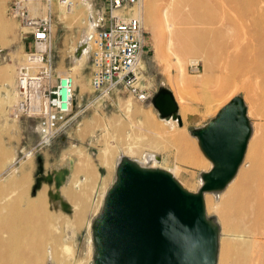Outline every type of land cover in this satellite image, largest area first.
<instances>
[{
    "label": "rangeland",
    "instance_id": "obj_1",
    "mask_svg": "<svg viewBox=\"0 0 264 264\" xmlns=\"http://www.w3.org/2000/svg\"><path fill=\"white\" fill-rule=\"evenodd\" d=\"M11 1L5 0L4 3L5 17L11 22V31L7 36L9 40L0 49V67L9 64L11 68L8 77V90L0 91V140L2 147L6 150L5 158L0 163V184L4 183L7 178L18 175L23 165L28 166V176H30L31 182L22 186L23 193L21 194L24 198L26 196H34L39 188L46 187L45 209L52 217L51 223L44 224L42 229L47 248L50 246V238L55 236L57 239L55 247L58 251H60L59 244L62 241L69 242L71 245L73 244L74 260L80 258L85 264H92L93 245L92 240L91 242L89 241L91 224L98 213L95 212V208L100 204L101 193L106 192L113 181L115 165L118 160L117 154L114 153L110 157L109 165L105 166L106 169L98 163L96 154L107 142L121 147L127 141H135L138 146L140 145V149L129 157L140 163L143 159L142 153L151 150L147 147L151 140L162 142L161 146L156 150L157 155L153 161H155L156 165L163 167V169L164 167L174 168L176 172L174 178L177 182L186 190L196 192L202 184L200 173L207 171L211 166V162L208 160L209 166L207 158L198 146L196 137L192 136L189 131L192 128L202 126L210 120L216 114L214 111L217 103L223 102L232 94V97L240 95L245 103L246 115L251 125V134L248 142L251 139L252 141L250 142H254L251 144L254 147L253 149L262 148L264 150V83L257 77H248L247 69L249 64H243L240 60L234 58L232 60L235 61L229 60L230 62H228V52L230 55V51H233V54L229 56V58H232L238 50L235 45L234 47L233 45L229 46L227 49L223 48V50L213 45H204L196 53L182 55L185 66L183 75L185 82L179 83V81L176 82L178 77L174 56L167 52L166 40L161 38L160 29L158 27L154 29L146 25L144 20H142L146 47L142 56L143 66L139 70L140 85L149 91L150 97L144 102L136 101L126 89L121 87L115 88L105 97L93 92L89 85V51H86L78 64L79 71L76 72V70L72 69L73 50L85 34V30L87 31L89 24L92 23L93 25L102 16L104 0H91L89 5L86 2L78 4L71 25L59 20L63 10L58 3L53 2L50 6L53 67L60 75L70 74L74 77L76 85L74 112L78 114L75 120L67 126V129L53 139L49 145L34 148L38 137L37 131H35L36 120L33 118L11 120L7 118L6 114L8 107L15 100L14 83L17 67L22 61L24 53L31 48L30 35L27 33L22 34L19 20L8 14V7ZM157 1L159 5H163L166 0ZM37 3L42 9V12L38 15L46 14L47 5L43 2ZM200 13L203 14L205 19L212 18L214 20L233 15L232 10L226 4L222 6L219 2L202 5ZM189 25L195 28L202 26L197 21L195 23L190 22ZM152 32L159 34L154 38ZM156 45L160 46L164 51L161 59L154 54ZM180 46V43H175L174 49ZM252 54L253 52H246V56H251ZM190 57L199 62V71L197 73H192L188 69L190 63L188 59ZM77 78H81L84 83L83 91H80V87L76 83ZM178 85H180V89ZM161 88L173 91L175 98H178H176V101L178 106H180V125L177 120L170 121L161 118L155 108L152 111L145 109L151 105V98ZM246 89H249L252 93V101L246 97ZM8 97H12L11 103L6 104L4 101ZM127 103L130 104L132 109H138V111L135 110L131 114L127 113L125 111ZM252 105L256 111H250ZM181 106L184 107L185 115H181ZM140 115H146L153 126L162 131V137H158L152 131L143 127L140 122ZM101 116L105 117L104 120ZM86 122H90L91 128H85ZM182 126L185 128L184 137L192 152L183 150L174 140V133L180 132V127ZM164 140L169 141V144L163 143ZM77 153H81L84 158L88 156L92 160L98 171V177L82 200L83 211L74 216L73 204H75L76 198L70 196L68 184ZM245 153L238 167V170L240 167L249 168L247 169V171L249 170L247 172L249 181L245 185L246 188L242 200L236 201L228 209L221 206L225 201L228 188L231 186L230 183L235 179L238 170L234 178L223 190L204 193L206 215L218 226L219 246L216 264H218L219 253L221 254L224 250L222 246L226 243L238 244L239 241L236 238L240 232V235L243 234L242 236H244L246 234L247 236L248 241L246 243L247 247H249L248 253L253 256L252 262L256 261V264H264V155L259 159L251 156V158L253 157L251 159L249 157L245 158ZM193 160L198 165L191 163ZM257 164L258 166H256ZM83 178L84 174L78 172L75 182L79 183L84 180ZM76 183L73 184L72 192L79 189ZM99 207L101 206L99 205ZM246 236L244 237L246 238ZM225 253L229 254L230 264H237L239 255L236 252L232 250L226 252L224 250L222 254Z\"/></svg>",
    "mask_w": 264,
    "mask_h": 264
},
{
    "label": "bare ground",
    "instance_id": "obj_2",
    "mask_svg": "<svg viewBox=\"0 0 264 264\" xmlns=\"http://www.w3.org/2000/svg\"><path fill=\"white\" fill-rule=\"evenodd\" d=\"M90 1L91 0H66L65 3L54 1V3H58L60 8L63 10V13L59 16V20L71 25L73 22L72 18H74L76 14V6L83 2H86V4L89 5ZM141 2L142 4L140 3L139 6L129 9L126 12V16H138L140 19L144 20L146 25H149L154 29L156 27L160 29V34L162 35L161 38L166 40L165 45L167 52L174 56V64L178 77L176 82H185V79L183 78L185 66L183 64L184 58H182V55L196 53L200 51L204 45H213L220 50H223V48L227 49L232 45L234 47L235 45V48L238 50L235 53V56L233 55L234 57L232 56V58H229V56L233 54V51H230V55L228 52V62L234 58L236 60H240L243 64H249L247 69L248 77H257L264 83V0H166L163 5H159L157 0H143ZM214 2H219V4L222 6L226 4L232 10L233 15L217 20L212 18L205 19L203 14L200 13L202 5H207ZM4 3L5 0H0V49L8 42L9 39L7 36L11 31V22L5 17ZM28 9L31 15H38L42 12V9L37 2L30 3ZM195 20L197 23L202 24V26L204 25V27L200 26L195 28L190 26L189 23H195ZM218 22L220 23L218 24ZM92 30L93 27L91 23L89 24L87 31L85 30L83 37L80 40L78 39L79 41L73 50L74 57L72 69L76 70V72L79 71L78 64L84 57L89 45L86 36L90 34ZM152 34L155 38L159 33L152 32ZM175 43H180L181 46L174 49ZM246 52H253V54L251 56H246ZM154 54L157 58L161 59L164 55V51L160 46L156 45L154 48ZM226 58L225 61L227 60ZM188 61L193 62L196 61V59L190 57ZM142 66L143 63L141 61L139 63V67L141 68ZM10 69L11 68L9 64L0 67V91L8 90L7 85L9 82V72H11ZM76 80L77 85L80 87V91H83L85 86L82 79L77 78ZM179 86L180 85H178V88ZM169 91L177 104L176 100L178 98H175L173 91ZM231 97L232 94L223 102L217 103V107L215 108L214 112H217L221 106L230 100ZM246 97L252 101V93L249 91V89H246ZM11 98L12 97H8L4 102L6 104L11 103ZM177 107V113L180 114V106H178V104ZM135 110L138 111V109H132L128 103L125 105V111L127 113L131 114L132 112H135ZM181 111V115H185L183 106H181ZM250 111H256L253 105L251 106ZM104 118L102 117L103 120ZM163 119L175 121L176 113ZM140 122L142 123L143 127L149 129L158 137H162V131H160L156 126H153L146 115H142L140 117ZM85 128H91L90 122L85 123ZM184 132L185 128H183V126L180 127V132H177L176 134L174 133V140L180 148L190 152L191 150L189 149L187 140L184 137ZM250 141L252 140L250 139ZM164 142L169 144V141L164 140L163 143ZM249 142L248 147L246 146L247 148L245 158H251V156H254L255 159H259L263 157L262 155H264V150H262V148L253 149L254 147H252L251 144L254 142ZM161 144L162 142L160 141L151 140L147 146L151 150L143 152V159L141 163L138 161L137 162L142 166L154 168L158 167L163 169V167L156 165L155 161H153L157 155L156 150H158ZM139 146L135 141L132 140L125 142L121 147H119L117 144L107 142L96 154V159L98 163L105 168V166L107 167L109 165L110 157L114 153L117 154V159L121 155L130 156L131 154L137 153L139 151ZM5 155L6 150L2 147V142L0 140V163H2ZM191 163L198 165L196 161L194 162V160L191 161ZM208 165L210 166L209 161ZM256 166H258V164ZM27 168L28 166L22 165L18 175H11L12 177L7 178L4 183L1 182L2 184H0V264H85V262L80 258L78 260L73 259V244L71 245L69 242H63L61 239L62 243H58L60 246V251H58L55 247L57 239L54 236L49 240L50 246L48 248L46 247L47 245L42 235V229L43 225L49 223L52 219L45 209L46 187L43 186L39 188L34 196H26L24 198V196L21 194L23 193L22 186L24 184L31 183ZM247 169L243 167L239 168L235 179H233V181L230 183L231 186L228 188L225 201L221 205L223 206L222 208L228 209L229 207H232L233 203L243 199L246 188L245 185L249 181L247 173L249 170L247 171ZM251 169L253 170L252 167ZM164 170H167L173 175V177H175L176 172L174 168L169 169L164 167ZM78 172H82L84 174V180L76 183L75 181L77 179ZM97 177L98 171L92 160H90L88 156L84 158L81 156V153H77L74 159L72 173L68 184L70 187V196L76 198V202L73 204L74 216H77V214L83 211L82 200L88 189L95 184ZM75 183L79 186V189L78 191L72 192V187ZM25 189L28 188L26 187ZM104 193L105 191L101 193L100 206L102 204ZM99 205L97 208H95V212H99ZM240 234H238L236 238L239 241L238 244L235 245L226 243L222 246V249L224 248L226 252L231 250L236 252L239 255L237 264H256V261L254 263L252 262L253 256L248 253L249 247H247L246 243L248 241L246 234L244 235L246 238L242 236L243 234ZM89 241L91 242V237L89 238ZM224 250L221 252V254L219 253L218 264H230L228 259L229 254H222L224 253ZM88 257L90 256L88 255Z\"/></svg>",
    "mask_w": 264,
    "mask_h": 264
},
{
    "label": "water",
    "instance_id": "obj_3",
    "mask_svg": "<svg viewBox=\"0 0 264 264\" xmlns=\"http://www.w3.org/2000/svg\"><path fill=\"white\" fill-rule=\"evenodd\" d=\"M152 104L161 118L176 113L181 124L169 90H158ZM189 132L211 162L198 191L183 188L167 170L121 155L92 220V264H216L218 226L206 215L204 193L223 190L242 162L251 134L243 98L234 95Z\"/></svg>",
    "mask_w": 264,
    "mask_h": 264
},
{
    "label": "built area",
    "instance_id": "obj_4",
    "mask_svg": "<svg viewBox=\"0 0 264 264\" xmlns=\"http://www.w3.org/2000/svg\"><path fill=\"white\" fill-rule=\"evenodd\" d=\"M66 0H12L8 14L19 20L22 34H29L31 48L17 67L14 102L7 109V118L36 120L37 140L34 148L49 145L75 120L76 85L70 74L60 75L51 57L52 2ZM142 0H104V11L86 36L89 45V85L101 97L117 87L126 89L139 102L146 101L149 91L140 85V67L146 47L145 30L138 16L126 12ZM43 2L44 15H31L29 5ZM192 73L199 71V62L188 65Z\"/></svg>",
    "mask_w": 264,
    "mask_h": 264
},
{
    "label": "crops",
    "instance_id": "obj_5",
    "mask_svg": "<svg viewBox=\"0 0 264 264\" xmlns=\"http://www.w3.org/2000/svg\"><path fill=\"white\" fill-rule=\"evenodd\" d=\"M51 46H52V39H51ZM55 71H56V69H55ZM150 104L151 105L147 106L145 109L152 111V110H154V107H153V104H152V98H151ZM35 131H37V128L35 129Z\"/></svg>",
    "mask_w": 264,
    "mask_h": 264
}]
</instances>
